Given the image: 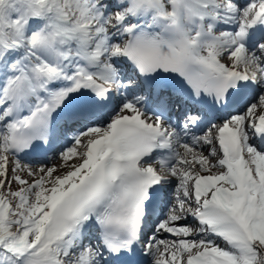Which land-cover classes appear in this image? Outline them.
Segmentation results:
<instances>
[{
	"label": "rangeland",
	"instance_id": "374dc122",
	"mask_svg": "<svg viewBox=\"0 0 264 264\" xmlns=\"http://www.w3.org/2000/svg\"><path fill=\"white\" fill-rule=\"evenodd\" d=\"M76 1L78 4V8L76 10V22L73 25H70L68 19L59 17L55 23V26L77 35V44L71 42L72 53L66 55L63 53V51L61 52L60 48L62 49V43L59 40L56 43H50V27L47 26L41 31H36V28H33L30 31L32 48L29 50V52L23 50L22 58L15 59L14 57H12L9 61V66L11 69L7 73L5 79H0V122L2 121V125H5L4 130H0V133L4 132L5 138H7L5 127L8 119V106L10 102H13L10 95L14 89V83H16V79L19 75L23 74L26 76V85L28 89L32 90V92L34 93V91L37 90L34 67L38 66L42 61H46L49 65H54L55 69H64L67 73L70 74V72H72L74 69L82 66V53L90 51V54L94 55L97 47L100 44V39L107 38V41L105 42L103 47V56L106 60H112L113 58H115V52L123 46V33L121 29L124 28L126 21L130 22L132 9L134 5L138 3V0H121V2L118 4L116 3L117 0ZM165 1L168 2V0ZM256 1L257 2L255 4V0H253L252 5L250 6L251 8L254 7L256 9L261 4V0ZM245 2L246 3L243 6V10L249 4V2H252V0ZM32 4L34 3H31L30 7ZM147 5L148 4L145 5V9ZM214 7L215 6L210 3V9L214 10ZM240 7L242 6L240 5ZM251 8H248L249 15H247V17L244 19L243 25L246 20L250 19L253 16L250 15L252 10ZM95 13L99 14V24L97 25L99 26L98 28H94L93 15H95ZM214 13H218V17H220L219 14H221V12L214 11ZM208 21L211 25V20ZM101 28L102 32L100 30ZM218 28H224V26L220 25ZM6 45V35L3 31H0V47L3 48ZM67 56H70V58H68ZM233 56L234 52H230L228 55V57L230 58ZM255 64L256 63L254 61L251 62L253 70H255ZM117 84L118 86L121 85L119 81ZM129 85L132 86L133 82H128L126 84V86ZM120 91H122V89H120ZM5 101L8 102V104L6 106H2ZM2 136L3 134H0V139ZM181 164L183 163H176L173 166L169 167L168 170L165 169L166 173L177 170L178 172H187L189 175L190 172H192L190 166H187V170H183L184 168H182ZM29 165L30 164L27 162L18 161L17 166L15 167V173L13 174L12 168L15 166V161L13 160L12 155H9L7 153V147L0 146V199H9L8 192L11 186H13L14 188H26L28 196H31L37 191L38 186L43 181V177L40 175L36 176L34 173V169L30 168ZM219 168H223L226 170L225 175L228 178V180H222L220 184L226 186L234 184V181L231 179L230 175V172L232 171L229 168L217 166L213 169L210 168L209 170L211 173H215L220 176L221 172ZM193 177L194 176H189V178ZM14 178H16L17 181H14ZM185 182L186 181L184 180L179 181L180 188L186 189L188 186L190 189L191 179L188 181V185ZM217 186L218 185H216V187ZM233 191L237 192L234 193V196L230 198V205L232 207H237L240 210L242 209L241 211H243L245 224L240 228H232L233 235H231L230 237H234V239L226 240L227 236L223 235L224 232L222 231L218 232L216 236H211L209 233V228L207 227L204 229L205 233H207L206 235L199 237L197 236V239H202L200 240L199 244L197 243L195 245L193 251L195 253L199 248L205 247L207 249L205 254H207V256L209 257L207 264H235V254L239 251H242V249L247 250L249 244L251 243V234L259 225L264 226V187L261 188L258 193L246 192L245 194H242L241 191H238L237 189ZM183 194L186 195L187 191L184 190ZM177 195L178 194L175 188L174 191L173 189H170V193H168V196L176 198ZM182 209V207H179L180 212H183ZM191 210L193 212L195 210V207H191ZM5 211H9V206L7 204H5V206L0 209V214L4 216ZM11 230L12 235L5 238H0L1 243L14 244L21 242V240L29 239V229H21V227L19 228V226H12ZM30 236L31 239L33 237V233ZM86 244L87 243H84L83 241H77L76 244H74L76 247L72 249L68 255L65 256L67 264H83L81 263L79 256H83L82 251H84ZM247 255L249 257L252 256L251 252L249 251ZM246 263H250V258ZM238 264L241 263L238 262Z\"/></svg>",
	"mask_w": 264,
	"mask_h": 264
},
{
	"label": "bare ground",
	"instance_id": "6f19581e",
	"mask_svg": "<svg viewBox=\"0 0 264 264\" xmlns=\"http://www.w3.org/2000/svg\"><path fill=\"white\" fill-rule=\"evenodd\" d=\"M139 1L140 2L138 5L141 7L140 9H143L145 4L150 3L153 6V11L150 14L138 13L137 15H133V20H132L134 22L133 25H135V23L140 21H145L148 25H151L152 27H156L157 24L162 25L164 22H166V24H172L178 36L183 39L184 43L187 46H189L194 50L192 51L193 53L196 52L198 61L206 66L209 65V66H213L218 70H225L227 68H235V66L241 61L243 52L241 50H238L236 58L234 59L233 63H231L229 67L225 66L223 63L219 62L215 57L216 56L215 47L217 44V40L213 38L210 40H207V38L201 39L196 34L191 33L192 28L190 24L186 23V17H188V15L184 13L185 7L190 5L193 6L191 0H188L186 5L183 4L184 0H174L173 2L170 1V3L165 0H139ZM197 2H199V0H197ZM200 2L207 3L208 1L200 0ZM150 4L148 6L149 8H152ZM199 12L201 13L203 11L199 10ZM228 41L232 43L234 40H228ZM126 42L127 39L125 40V44L127 46ZM210 49H213L215 55L212 51L208 52ZM119 55H121V51H119ZM95 63L96 62L94 60H91L90 57L87 58L86 60V64L88 66H91L92 64L95 65ZM42 68H43V73L41 74V76L43 81L46 83H52L57 79L60 80L66 77L64 71L61 72L60 70L51 68L49 65L46 64L43 65V67H40V70ZM99 69L100 71L98 73L106 76L108 75L107 72H109V70L105 69L104 64H101ZM261 79H263V77ZM21 81L22 80H20L17 84L14 85L19 90L24 89L23 83H21ZM43 94L44 93L41 92L39 88L36 94H34L32 91L26 90V92L22 93L18 97V100L20 99L22 100L21 106H23L22 105L23 103L27 104L28 100L32 101V105H31L32 108L30 107V110L26 111V115L30 114L35 109V105L33 106V103L35 104V103L43 102V100L41 99V95ZM15 114L18 116V119L25 118V115L22 114V112L19 109H17ZM20 122L22 123V120ZM96 128H98V126H96ZM80 137L81 136H79L78 138L79 140ZM81 143L82 142H77L75 148H78ZM70 159L74 160L75 158L71 157ZM91 164L92 162L86 159V162L84 163V167L80 169V167H78L77 165L70 164L68 159H63L62 162L57 163L56 168L53 167L50 169L53 172V176H47L46 178L47 186H46L45 195H46L47 203L45 202L44 204L41 205L42 211L33 220V223L37 225L35 234L31 239H25L19 243L7 244L0 242V256H1L0 264H17L18 258L20 256L30 257L40 252L41 247L37 248L34 245L41 237L45 223L52 214L55 204L60 201L61 197L66 192H69L70 189L73 188L78 183V181L82 179L83 175L90 170ZM220 196L222 199V204L226 206L228 203L227 193L223 192L220 194ZM226 209H229L228 205L226 206L225 210ZM205 216L207 217V220L209 222L211 223L218 222L219 224L217 225H222L221 226L222 232H224L223 235L226 236H229V234L226 232L228 227L232 225L233 228L234 226L242 227V225L245 224L244 216L241 214V210L239 208L233 209L232 215L228 214V216L225 215L223 212H219L217 209L212 208L207 211ZM60 246L61 244L59 243H57V245L55 246L52 245L48 251H54V249H56L58 252H60ZM49 255L50 253L46 255L45 259H48ZM195 260H199L198 257H196Z\"/></svg>",
	"mask_w": 264,
	"mask_h": 264
},
{
	"label": "trees",
	"instance_id": "16d2710c",
	"mask_svg": "<svg viewBox=\"0 0 264 264\" xmlns=\"http://www.w3.org/2000/svg\"><path fill=\"white\" fill-rule=\"evenodd\" d=\"M1 1V0H0ZM45 3L47 5V8L49 10V20L54 19V17L57 15L58 12L63 10V8H68L69 6V13L72 14L71 8L74 7V4L71 0H45ZM68 3V5H67ZM2 15L4 18V22L7 25V28L12 29L9 31V35L12 37H23V33L21 34L20 30H23V32L26 31L28 35L29 28H23L22 25H19V29L15 28L14 23L15 20L19 21L21 24L25 20V5L22 2H19L18 0H6L3 5V11ZM34 23L33 25H35ZM39 27H42V22H40ZM26 35V36H27ZM10 55V51L7 52L4 62L0 64L2 65L6 61V57ZM3 232V228L0 227V234ZM253 239L258 243L259 247L251 245L249 248V252H251L250 257H247V260L250 258L249 264H264V230L259 229L256 233H253L252 235ZM244 252L239 255L238 260L241 263L242 262V256Z\"/></svg>",
	"mask_w": 264,
	"mask_h": 264
}]
</instances>
